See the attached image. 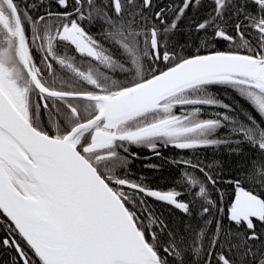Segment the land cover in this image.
<instances>
[{"label":"snow or ice","instance_id":"6c2138e0","mask_svg":"<svg viewBox=\"0 0 264 264\" xmlns=\"http://www.w3.org/2000/svg\"><path fill=\"white\" fill-rule=\"evenodd\" d=\"M0 264H264V0H0Z\"/></svg>","mask_w":264,"mask_h":264}]
</instances>
